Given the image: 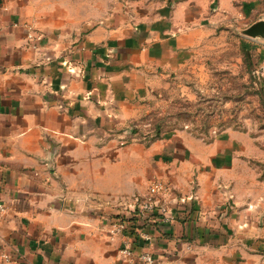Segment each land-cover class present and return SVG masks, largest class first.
Returning <instances> with one entry per match:
<instances>
[{
    "label": "crops",
    "instance_id": "0c3cea01",
    "mask_svg": "<svg viewBox=\"0 0 264 264\" xmlns=\"http://www.w3.org/2000/svg\"><path fill=\"white\" fill-rule=\"evenodd\" d=\"M55 18L47 0H0V264H140L125 245L163 263L264 264V243L238 228L249 222L225 217L239 174H194L206 144L183 135L173 174H157L155 147L127 144L129 100L181 61L173 39ZM159 177L172 187L170 220L131 206Z\"/></svg>",
    "mask_w": 264,
    "mask_h": 264
},
{
    "label": "rangeland",
    "instance_id": "374dc122",
    "mask_svg": "<svg viewBox=\"0 0 264 264\" xmlns=\"http://www.w3.org/2000/svg\"><path fill=\"white\" fill-rule=\"evenodd\" d=\"M66 1L47 0L56 24L87 21L90 32L97 27L134 29L152 33L154 41L173 39L181 61L143 96L129 100L127 144L136 142L144 155L155 147L157 174L174 173L172 154L183 155V135L206 144L208 157L199 159L194 174H239L232 184L236 191L227 194L233 201L225 217L247 220L245 228H238L259 250L264 243V37H251L244 29L264 18V0ZM179 1L190 2L192 11H177ZM62 8L72 18L60 16ZM88 14L89 19L81 18ZM243 39L254 44L249 59ZM169 138L172 143L165 146Z\"/></svg>",
    "mask_w": 264,
    "mask_h": 264
},
{
    "label": "built area",
    "instance_id": "2783aa9c",
    "mask_svg": "<svg viewBox=\"0 0 264 264\" xmlns=\"http://www.w3.org/2000/svg\"><path fill=\"white\" fill-rule=\"evenodd\" d=\"M172 187L170 183L163 178H153L148 185L146 192L142 195H135L131 201V206L134 207V211L142 214H158L163 217L164 220H170V201L168 199L171 193ZM7 206L4 201L0 200V214L6 210ZM125 218H121L119 221L114 222L112 230L114 232H123L129 225ZM146 238L149 235L142 232ZM122 254L128 259L137 258L140 264H175L174 262L163 263L157 258L151 250L138 251L129 245H125L121 249Z\"/></svg>",
    "mask_w": 264,
    "mask_h": 264
},
{
    "label": "water",
    "instance_id": "95a60500",
    "mask_svg": "<svg viewBox=\"0 0 264 264\" xmlns=\"http://www.w3.org/2000/svg\"><path fill=\"white\" fill-rule=\"evenodd\" d=\"M244 33L251 37H264V18L258 19L246 27Z\"/></svg>",
    "mask_w": 264,
    "mask_h": 264
},
{
    "label": "trees",
    "instance_id": "16d2710c",
    "mask_svg": "<svg viewBox=\"0 0 264 264\" xmlns=\"http://www.w3.org/2000/svg\"><path fill=\"white\" fill-rule=\"evenodd\" d=\"M241 45L245 58L249 59L251 57L250 49L254 47V44L248 40L243 39L241 41Z\"/></svg>",
    "mask_w": 264,
    "mask_h": 264
}]
</instances>
